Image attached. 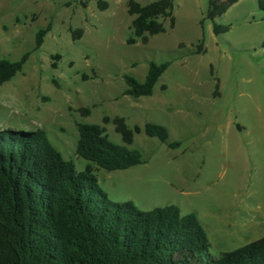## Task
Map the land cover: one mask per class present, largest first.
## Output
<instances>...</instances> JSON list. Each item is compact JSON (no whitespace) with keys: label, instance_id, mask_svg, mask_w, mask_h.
Segmentation results:
<instances>
[{"label":"rangeland","instance_id":"374dc122","mask_svg":"<svg viewBox=\"0 0 264 264\" xmlns=\"http://www.w3.org/2000/svg\"><path fill=\"white\" fill-rule=\"evenodd\" d=\"M0 0V60L31 53L23 72L0 89V134L44 132L76 172L79 126H100L122 145L113 122L130 130L165 127L167 144L136 135L131 149L145 165L97 172L115 204L142 212L168 206L195 214L217 258L264 238V14L259 0H241L217 25L204 22L207 0H174L176 27L147 46L129 47V0ZM148 6L158 0H135ZM52 27L43 47L35 36ZM83 31L75 42L72 34ZM203 42L206 54L188 56ZM185 50H180V46ZM152 98L124 96L125 77L144 83L150 63L173 62ZM58 58V59H57ZM56 67V68H55ZM89 110L85 117L80 111ZM108 119L109 124H104ZM180 148L170 150L168 145Z\"/></svg>","mask_w":264,"mask_h":264},{"label":"trees","instance_id":"16d2710c","mask_svg":"<svg viewBox=\"0 0 264 264\" xmlns=\"http://www.w3.org/2000/svg\"><path fill=\"white\" fill-rule=\"evenodd\" d=\"M92 1L100 12L109 9L104 0ZM240 1L207 0L204 22L213 23L216 37L228 34L230 26L215 21ZM127 9L133 19L129 47L147 46L152 38L167 33V25L170 30L176 27L174 0H158L148 6L129 0ZM258 9L264 14V0H259ZM51 29L36 34L35 51L43 47ZM82 37L81 30L72 34L75 42ZM205 54L200 42L188 56ZM30 56L27 53L16 62L0 60V89L23 72ZM181 59L150 63L144 83L125 77L124 96L152 98L161 78ZM80 113L90 115L89 110ZM113 124L122 145L111 142L100 126L78 127L76 155L88 163L79 174L44 132L0 134V264H264V238L215 258L210 255L208 234L195 214L184 215L176 206L142 212L131 203H112L95 174L145 165L142 152L130 148L136 135L144 134L162 144L169 140L168 130L158 124L148 123L142 131L130 130L124 119ZM168 148L176 150L180 144Z\"/></svg>","mask_w":264,"mask_h":264},{"label":"crops","instance_id":"0c3cea01","mask_svg":"<svg viewBox=\"0 0 264 264\" xmlns=\"http://www.w3.org/2000/svg\"><path fill=\"white\" fill-rule=\"evenodd\" d=\"M154 97V96H153Z\"/></svg>","mask_w":264,"mask_h":264}]
</instances>
